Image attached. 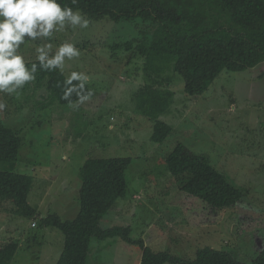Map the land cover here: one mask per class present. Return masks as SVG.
<instances>
[{"label":"rangeland","instance_id":"374dc122","mask_svg":"<svg viewBox=\"0 0 264 264\" xmlns=\"http://www.w3.org/2000/svg\"><path fill=\"white\" fill-rule=\"evenodd\" d=\"M88 19L84 29L66 27L35 42L26 37L19 49L27 61L36 59L35 49L45 43L53 45V53L65 41L74 43L81 54L66 60L61 72L83 73L97 92L82 108L44 100L43 89L34 93V81L17 93H0L6 104L0 121L22 139L16 160L2 162L0 170L13 164L16 172L34 177L28 202L38 211L32 218L18 217L10 204L0 205V242L19 243L9 264H55L64 236L39 221L50 213L62 220L75 217L80 168L88 157L130 158L125 194L100 226H129L131 241L92 238L86 264H138L139 238L154 251L180 257L193 258L197 248L210 246L249 262L264 245V61L241 71L223 69L197 95H187L181 75L170 72L173 98L156 119L171 132L154 142V120L136 106L144 60L134 51L111 50L141 32L149 39L150 28L140 19ZM178 143L205 155L241 191V201L211 212L180 191L164 164Z\"/></svg>","mask_w":264,"mask_h":264},{"label":"trees","instance_id":"16d2710c","mask_svg":"<svg viewBox=\"0 0 264 264\" xmlns=\"http://www.w3.org/2000/svg\"><path fill=\"white\" fill-rule=\"evenodd\" d=\"M61 6L80 9L88 18L108 17L140 19L148 26L151 37H135L111 45L126 52H136L144 60V82L137 94V108L154 120L151 140L162 142L171 126L158 120L173 98L170 72L183 78L187 95L204 92L224 69L241 71L264 61V0H58ZM138 25V24H137ZM36 59L26 61L28 67ZM60 70L39 71L34 80V93L43 89L44 100L52 97L60 104L77 102L75 108L93 98L97 92L84 84L81 96L89 99L78 102L76 92L63 99L64 80ZM78 81H72L75 85ZM59 85V86H58ZM22 139L17 130L0 121V164L17 158ZM129 157H88L80 168L78 192L79 209L72 220H62L50 213L40 218V225L58 229L64 236L63 248L55 264H86L91 239L120 237L130 242L129 226H100L102 217L124 196L127 182L125 171ZM167 171L177 181L178 189L186 196L203 202L211 212L237 205L241 191L216 170L208 158L178 143L165 156ZM34 177L16 172L13 164L0 170V205H11L18 217L32 218L38 214L29 204L28 194ZM141 250L138 264H264V245L249 261L236 259L231 252L202 246L193 258L180 257L169 251H154L139 238ZM19 247L18 241L0 242V264H9Z\"/></svg>","mask_w":264,"mask_h":264},{"label":"clouds","instance_id":"9594fccd","mask_svg":"<svg viewBox=\"0 0 264 264\" xmlns=\"http://www.w3.org/2000/svg\"><path fill=\"white\" fill-rule=\"evenodd\" d=\"M89 23L80 9L61 6L58 0H0V93H17L26 83L35 80L38 70L63 71L66 60L78 58L81 54L72 42L61 43L54 53L53 45L45 43L35 49L37 62L28 67L19 52L26 37L35 42L40 38H50L54 32L66 27L87 28ZM74 80L79 83L73 85ZM87 81L88 77L83 73L71 72L64 80L62 98L68 100L69 95L76 92L78 102L89 99L90 91L89 95H80ZM5 107L6 104L0 101V111Z\"/></svg>","mask_w":264,"mask_h":264}]
</instances>
